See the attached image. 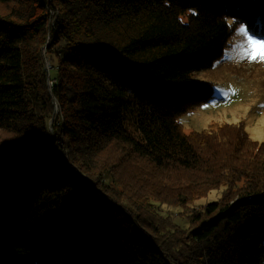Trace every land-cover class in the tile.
I'll return each instance as SVG.
<instances>
[{"label": "trees", "instance_id": "16d2710c", "mask_svg": "<svg viewBox=\"0 0 264 264\" xmlns=\"http://www.w3.org/2000/svg\"><path fill=\"white\" fill-rule=\"evenodd\" d=\"M242 24L264 0H0V264H264V142L180 122Z\"/></svg>", "mask_w": 264, "mask_h": 264}, {"label": "rangeland", "instance_id": "374dc122", "mask_svg": "<svg viewBox=\"0 0 264 264\" xmlns=\"http://www.w3.org/2000/svg\"><path fill=\"white\" fill-rule=\"evenodd\" d=\"M240 26L233 32L223 56L211 68L195 74L198 84L212 83L214 96L180 116L185 132L208 129L212 123H242L254 140L264 142V60L238 57L234 46L244 39L236 31ZM10 139L11 134L0 129V148L9 145ZM223 190H211L206 196L193 200L187 208L161 204L160 217L165 223L173 220L187 227L181 215H188L200 204L219 199Z\"/></svg>", "mask_w": 264, "mask_h": 264}, {"label": "snow or ice", "instance_id": "6c2138e0", "mask_svg": "<svg viewBox=\"0 0 264 264\" xmlns=\"http://www.w3.org/2000/svg\"><path fill=\"white\" fill-rule=\"evenodd\" d=\"M233 21H228L231 27ZM237 34L244 39L235 45L237 55L240 59L264 60V36H257L247 25H241L237 30Z\"/></svg>", "mask_w": 264, "mask_h": 264}, {"label": "water", "instance_id": "95a60500", "mask_svg": "<svg viewBox=\"0 0 264 264\" xmlns=\"http://www.w3.org/2000/svg\"><path fill=\"white\" fill-rule=\"evenodd\" d=\"M46 69H47V72H49V67H46Z\"/></svg>", "mask_w": 264, "mask_h": 264}]
</instances>
